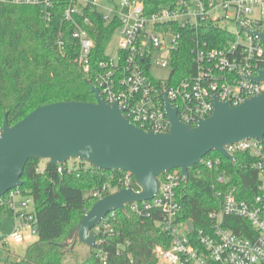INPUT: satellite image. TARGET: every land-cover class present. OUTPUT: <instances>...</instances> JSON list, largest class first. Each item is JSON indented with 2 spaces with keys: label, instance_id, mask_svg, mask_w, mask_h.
<instances>
[{
  "label": "built area",
  "instance_id": "2783aa9c",
  "mask_svg": "<svg viewBox=\"0 0 264 264\" xmlns=\"http://www.w3.org/2000/svg\"><path fill=\"white\" fill-rule=\"evenodd\" d=\"M6 4L37 6L46 22L61 8L62 20L71 24L77 43L75 61L86 72L92 69L95 47L91 36L95 24L89 14L96 13L106 25L116 22L112 38H117V46L111 54L109 42L105 57L97 62L95 86L105 101L117 102L124 108L122 114L145 131L169 130L166 100L182 122L195 125L214 111V96L236 106L264 90V81L252 79L264 69V40L260 37L264 34V0H173L150 13L145 0H0V26ZM185 38L191 44L193 70L182 67L173 73V53ZM57 45L63 47L61 38ZM156 68L166 74L155 75ZM224 148L233 156L232 162L236 153L251 156L249 168L257 174V190L250 199L239 198L235 186L227 187L230 176L222 168L223 155L217 152L201 158L196 172L207 168L217 174L212 187L220 199L219 208L208 212L204 226L193 222L189 229L188 220L178 219L177 192L186 181L180 168L157 177L158 189L151 199L125 205L142 219H153L157 212V223L170 238L167 248L154 247L157 264H264V146L262 141L248 139ZM69 161L57 164L59 173L81 167L79 160ZM86 164L84 169H95ZM134 184L132 174L123 171L114 182L104 183L90 194L99 199L120 188L140 191ZM4 209L12 229L0 232V254H6L4 264H9L14 260L11 254L20 257L11 245L27 243L38 235L37 218L32 196L19 186L0 196V210ZM106 216L94 228V250L100 260L106 259L100 232L111 230Z\"/></svg>",
  "mask_w": 264,
  "mask_h": 264
},
{
  "label": "trees",
  "instance_id": "16d2710c",
  "mask_svg": "<svg viewBox=\"0 0 264 264\" xmlns=\"http://www.w3.org/2000/svg\"><path fill=\"white\" fill-rule=\"evenodd\" d=\"M173 0H145L146 12L171 5ZM63 6V5H62ZM95 24L91 36L95 41L92 69L86 72L76 61L78 48L72 37L71 24L62 20L57 8L50 22L42 18L40 8L32 5L3 6L0 26V125L4 115L10 125L15 124L37 106L60 102H95L90 80L96 85L97 62L105 57L117 23L104 24L96 13H90ZM62 33V36H60ZM63 40L58 47L57 40ZM189 39L183 40L173 53V73L182 67L193 70ZM190 68V69H189ZM264 146V139L262 140ZM217 154V153H216ZM222 168L230 176L227 187H236L237 196L250 199L257 190V174L249 168L252 161L248 153H236L234 161L220 156ZM40 160L27 161L19 188L34 200L37 218V239L27 246L25 254L9 264H64L66 255L74 247H61L69 232L91 208L97 198L90 191L121 176L123 171L97 170L81 167L73 171L58 172L57 165L40 167ZM200 164L189 169L188 179L177 192L180 203L178 219H191L196 226H204L208 212L219 208L220 199L212 184L217 174ZM38 171V169H40ZM1 211V210H0ZM111 230L100 232L103 238L105 260L95 250L78 264H157L153 249L157 244L169 246V236L153 219H142L127 211H115L106 216ZM239 222V221H238ZM238 231V230H237Z\"/></svg>",
  "mask_w": 264,
  "mask_h": 264
},
{
  "label": "water",
  "instance_id": "95a60500",
  "mask_svg": "<svg viewBox=\"0 0 264 264\" xmlns=\"http://www.w3.org/2000/svg\"><path fill=\"white\" fill-rule=\"evenodd\" d=\"M264 40V34H260ZM264 81V69L252 77ZM95 102L60 101L37 106L13 125L4 115L0 134V196L16 186L27 161L46 160V166L69 160L86 162L97 170L126 171L140 191L120 188L97 199L69 232L61 247L76 242L94 249V228L111 211L126 213L125 205L151 199L157 192V177L188 169L211 151L232 161L224 148L242 140L264 139V90L232 106L214 96V111L195 125L182 122L176 108L166 100L170 128L145 131L125 117L117 102L109 104L99 89L87 80ZM191 229L193 221H187Z\"/></svg>",
  "mask_w": 264,
  "mask_h": 264
},
{
  "label": "rangeland",
  "instance_id": "374dc122",
  "mask_svg": "<svg viewBox=\"0 0 264 264\" xmlns=\"http://www.w3.org/2000/svg\"><path fill=\"white\" fill-rule=\"evenodd\" d=\"M117 46V38L113 37L110 41L107 51L111 54L115 52ZM154 74L159 76H164L166 74V70L164 69H154ZM216 151H211L210 153L205 155V158H208L212 155H216ZM218 154V153H217ZM73 162V160H70L68 163ZM76 163V162H74ZM40 167H43V165H46V160H40L39 162ZM177 170V169H175ZM135 187H138L136 184H134ZM12 229V220L9 217L7 210H1L0 211V232L8 233ZM37 239V235L32 236V238L27 242L23 244H16L11 245V249L14 250V253L19 256H23L25 254L26 248L28 245L33 243ZM89 248L82 244V243H76L74 247L71 249V251L66 255L64 264H78L80 262H83L85 258L88 256ZM11 259H16V257L11 254ZM7 258L5 253L0 254V264H4L5 259Z\"/></svg>",
  "mask_w": 264,
  "mask_h": 264
}]
</instances>
